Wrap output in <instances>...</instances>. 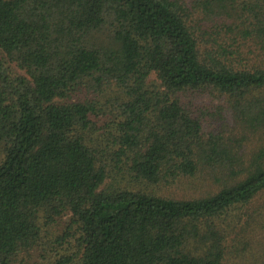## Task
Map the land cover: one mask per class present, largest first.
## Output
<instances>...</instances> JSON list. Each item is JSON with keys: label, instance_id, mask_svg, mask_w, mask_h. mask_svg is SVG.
I'll return each instance as SVG.
<instances>
[{"label": "trees", "instance_id": "16d2710c", "mask_svg": "<svg viewBox=\"0 0 264 264\" xmlns=\"http://www.w3.org/2000/svg\"><path fill=\"white\" fill-rule=\"evenodd\" d=\"M263 211L264 0H0V264H264Z\"/></svg>", "mask_w": 264, "mask_h": 264}, {"label": "rangeland", "instance_id": "374dc122", "mask_svg": "<svg viewBox=\"0 0 264 264\" xmlns=\"http://www.w3.org/2000/svg\"><path fill=\"white\" fill-rule=\"evenodd\" d=\"M212 98L206 97L201 101H198L197 104H204L206 102H211ZM216 106H223L221 104H218V101H215ZM203 108V107H202ZM203 111L206 113V115L213 116L214 118L211 119L209 116L206 118V122H204V128L206 131H209L211 128L214 129H219L221 128V131H224L225 133L230 132V130H235L234 129V122L232 120L230 112L225 109L222 111V113L225 115V120L222 118H219V115L216 116L217 109L214 105H212L209 108H203ZM251 140L250 142L247 140L244 143L243 148H246V151H252L254 149V146L259 144L258 138L256 139L255 137H249ZM215 189H217V183H211L210 181L207 182L205 181V178H202V176H197L196 178L193 179H183L181 182L176 183L175 185L169 187L167 191L165 192L166 195L175 197V198H197L201 196H205L208 192H212ZM259 221L261 223L263 222V227H264V211L262 214L259 216ZM261 225V224H260ZM263 235V232L260 235V241H263L261 236ZM264 242H260L262 244ZM257 242H255V247L253 246V250H249V252H256L257 249Z\"/></svg>", "mask_w": 264, "mask_h": 264}]
</instances>
